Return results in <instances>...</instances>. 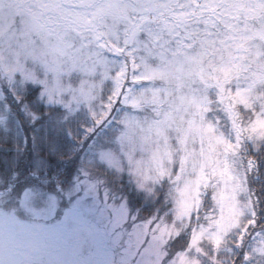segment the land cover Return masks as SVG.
<instances>
[{
	"label": "snow or ice",
	"instance_id": "1",
	"mask_svg": "<svg viewBox=\"0 0 264 264\" xmlns=\"http://www.w3.org/2000/svg\"><path fill=\"white\" fill-rule=\"evenodd\" d=\"M0 264H264V0H0Z\"/></svg>",
	"mask_w": 264,
	"mask_h": 264
}]
</instances>
